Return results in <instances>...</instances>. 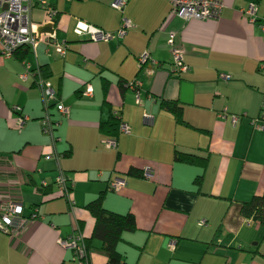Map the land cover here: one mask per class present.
Here are the masks:
<instances>
[{"label": "crops", "instance_id": "0c3cea01", "mask_svg": "<svg viewBox=\"0 0 264 264\" xmlns=\"http://www.w3.org/2000/svg\"><path fill=\"white\" fill-rule=\"evenodd\" d=\"M114 1L30 0L36 31L55 33L65 56L43 42L24 60L0 50V192L20 194L25 217L38 213L16 238L0 231V264H76L58 239L91 237L95 219L86 206L101 193L106 210L135 218L136 230L117 246L124 264H264V227L240 214L242 202L264 196V131L251 125L264 101V0L254 23L241 13L251 0H221L219 18L189 21L170 15L169 0H129L123 14ZM46 6L57 12L53 21ZM123 16L133 27L120 40L94 42L75 32L80 22L116 32ZM44 26L53 31L41 32ZM172 34L185 73L173 68ZM26 65L31 72L22 79ZM43 66L47 77L37 72ZM39 78L70 110L62 116L50 104V119L59 123L53 137L42 132ZM165 102L181 106L184 125ZM223 111L242 119L233 125ZM20 117L27 118L21 129ZM110 117L130 134L102 133ZM112 138L117 147L107 148ZM176 152L206 158V165L179 163ZM146 168L151 179L141 175ZM60 172L73 206L54 184ZM117 178L126 185L111 191ZM89 261L108 264L100 240L92 241Z\"/></svg>", "mask_w": 264, "mask_h": 264}, {"label": "built area", "instance_id": "2783aa9c", "mask_svg": "<svg viewBox=\"0 0 264 264\" xmlns=\"http://www.w3.org/2000/svg\"><path fill=\"white\" fill-rule=\"evenodd\" d=\"M128 1L129 0H115L111 6L123 14ZM169 2L171 6L170 15L185 21L217 19L220 17L224 8V4L221 0H169ZM29 3L30 0H0V50L2 55L7 58L12 57L20 48L35 50L38 44L43 42L47 45L48 51H53V53L62 57L65 56L68 47L66 44L59 43L56 40L55 33L47 34L46 38L43 35L38 34L35 26L32 24ZM46 12L48 20L53 21L57 15L56 10L47 7ZM257 12L258 0H251L248 6L241 10V13L252 23L258 20ZM132 27L131 20L123 16L121 27L116 32H107L101 28L83 22L77 24L75 32L77 35L86 37L90 41L108 42L124 38L128 30ZM262 29L264 30V26ZM169 47L173 58V68L175 73L181 74L187 72L188 66L184 61V50L176 44L175 36L173 34L170 35L169 38ZM139 61L141 64L148 61V54H142ZM26 69L27 70L21 75L22 79H25L29 72H31L30 66L26 65ZM37 72L39 74L40 71L37 70ZM220 77L224 80L230 79L229 76L223 74H221ZM39 85L42 90L47 110L45 117L40 121L42 132L53 137L59 123L50 119L48 112L50 104H53L54 108L62 116L68 117L70 115V110L58 100L56 92L50 87V84L46 79L39 78ZM129 85V87H134L133 84ZM91 93V86H87L84 95L90 96ZM20 110V107L15 108L16 112H19ZM220 117L222 119L230 117L233 125H236L242 119V116L229 114L227 111L220 113ZM26 120V117H20L18 119L17 125L19 129L23 127ZM251 125L264 131V101L259 117L252 119ZM120 132L130 134L131 130L126 124H121ZM105 146L107 148H116V139L112 138L107 140ZM143 176L146 179H151L153 177L152 171L146 168ZM54 184L57 186L62 197L68 200L70 206H73L75 202L70 197L71 185L62 172L59 173ZM125 185V180L117 178L109 184V189L116 192L125 187ZM47 186V182H42L41 188H46ZM37 217V211H33L29 217L24 216V205L20 194L14 193L12 189L0 192L1 232L7 234L11 238H16L19 235L22 226L29 220L37 219ZM200 224L203 225L204 222L202 221ZM58 244L73 251L76 264H90L89 253L85 245L84 237L81 234L77 233L70 239L66 240L58 239Z\"/></svg>", "mask_w": 264, "mask_h": 264}, {"label": "trees", "instance_id": "16d2710c", "mask_svg": "<svg viewBox=\"0 0 264 264\" xmlns=\"http://www.w3.org/2000/svg\"><path fill=\"white\" fill-rule=\"evenodd\" d=\"M27 53V49L20 48L15 52V55H17L20 60H24ZM39 71L43 77L49 75L46 66L40 67ZM163 107L175 116L178 124H185L183 111L178 103L165 102L163 103ZM120 125V122L116 118L110 117L107 121L100 124V130L105 135L117 136ZM175 160L179 163L201 166H205L207 162L206 158H200L195 155L181 152H176ZM129 173L131 175L143 176V174L140 175V173L135 170H131ZM201 180L202 178L197 179L196 183L201 185ZM104 198L105 193H101L86 206L95 219V227L91 237L84 240L85 245L89 253L92 241L95 239L100 240L103 245V251L108 258V264H124L117 251V246L122 241L124 232L136 230L135 218L132 214L121 215L106 210L104 207ZM240 214L248 219L256 217L260 225L264 227V196L255 195L250 201L242 202L240 204Z\"/></svg>", "mask_w": 264, "mask_h": 264}, {"label": "water", "instance_id": "95a60500", "mask_svg": "<svg viewBox=\"0 0 264 264\" xmlns=\"http://www.w3.org/2000/svg\"><path fill=\"white\" fill-rule=\"evenodd\" d=\"M52 27L50 26H44L42 29H41V32H52ZM257 218L254 217V220H256Z\"/></svg>", "mask_w": 264, "mask_h": 264}]
</instances>
